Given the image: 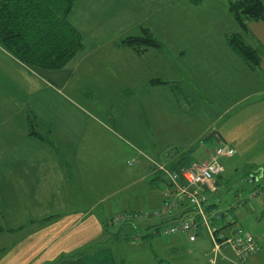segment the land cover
I'll use <instances>...</instances> for the list:
<instances>
[{
    "label": "crops",
    "instance_id": "0c3cea01",
    "mask_svg": "<svg viewBox=\"0 0 264 264\" xmlns=\"http://www.w3.org/2000/svg\"><path fill=\"white\" fill-rule=\"evenodd\" d=\"M231 1L223 0L218 7L204 0L198 4L169 0L161 9L155 4L135 10L115 8L116 14L107 16L105 26L90 17L85 30L71 23L82 34V48L59 69L61 89L71 84L73 95L114 121L110 129L131 139L142 138L148 123L161 140H199L209 135L220 144L237 141L235 147L229 142L235 155L259 163L264 178L260 166L264 163V52L261 64L254 67L229 44V37L241 32ZM140 12L144 19L138 17ZM159 12L163 13L160 19ZM247 25L252 39L264 49V21ZM146 29L161 43L159 48L124 44ZM18 63L24 68L20 72L27 74V66ZM174 91L182 94L179 101L172 96ZM5 105L9 117L0 119V264H212L213 246L205 232L195 242L181 236L166 240L153 232L172 221L154 219L135 222L131 240L136 249L119 260L117 251L130 248L105 230L106 198L97 192L100 187L76 180L65 154L55 149L64 118L56 115L46 122L34 110L38 124L43 125L41 132L50 131L42 140L31 132V116L22 115L18 130L14 127L18 120L12 115L25 112V105L20 109L10 102ZM211 153L206 151V159ZM176 159L169 155L173 168ZM124 227L121 232L130 236ZM262 236L260 251L248 264H264ZM123 240L129 242L126 237ZM205 241L208 246H189ZM226 254L234 257L229 250ZM215 264L233 263L218 259Z\"/></svg>",
    "mask_w": 264,
    "mask_h": 264
},
{
    "label": "rangeland",
    "instance_id": "374dc122",
    "mask_svg": "<svg viewBox=\"0 0 264 264\" xmlns=\"http://www.w3.org/2000/svg\"><path fill=\"white\" fill-rule=\"evenodd\" d=\"M204 1L210 6L215 3L220 5L223 2V0ZM154 4L161 9L169 5V0H75L69 21L85 30L89 17L93 22L105 26L107 16L116 14L115 8L135 10L154 7ZM141 14V12L138 13V17ZM162 15L163 13L159 12V19ZM147 20L152 21L150 18ZM18 62L8 57L0 46V93L5 95V98L0 100V119L4 120L9 117V114L4 111L7 109L5 104L9 105V102L18 109L21 108V104L25 105V112L21 110L12 115L13 119L18 120L14 123L17 130L20 126L19 120L24 119L22 115L35 119L34 110L46 122L57 117L64 118V123L59 129V140L56 139L54 145L55 149L65 154V161L71 167L76 180H86L91 186L94 184L100 187L96 189L97 192H101L106 198L104 202L107 214L104 222L105 230L110 234V238L114 239L119 236L127 248H130L128 251H117L119 260L129 257L132 254L130 251L136 249L133 246L135 244H132L131 236L138 223L131 226L130 224L124 225V229L130 230L131 235L128 236L125 230L124 233L121 232V225L113 224L112 218L111 221L109 219L113 217L115 210L146 211L160 205L161 191L157 183L151 182L154 176L149 160H159L166 163L172 170L178 171L193 162L208 161L217 150L220 141L209 135H204L199 140H161L156 137L161 134H153L152 126L148 123L144 126L142 138L131 139L119 135L110 129V126H115L114 121L109 120L103 111L95 109L92 103L88 104L78 94H72L71 84L63 86L62 91L60 85L62 75L59 76V69L27 66V74H22L20 71L24 68ZM32 73L42 82H39ZM46 83H51L52 86L61 90L54 91ZM172 96L177 101L182 98V94L176 91ZM177 112H182V110L177 109ZM46 126L50 128V125L46 124ZM68 126L70 128L66 129ZM34 128L43 135L48 136L49 134L48 129L41 132L43 125H35ZM108 129L115 136L110 134ZM54 135L58 134L54 133ZM225 142H230L234 147L237 145V141L232 143L227 140ZM206 151L212 152L209 159H206ZM19 154L20 152H17L15 155ZM169 155L177 158L174 168L168 161ZM221 163L224 171L216 176L217 189L209 195L217 204L218 210L226 214L219 221H215V224L220 225L223 221L236 222L245 232L252 234L258 240L261 239L262 242L264 218L260 216L264 208V178L259 173L261 168L258 166L259 163H249L239 155L222 158ZM252 166H255V169ZM260 166L264 170V163ZM80 169H82L81 173ZM255 177L257 180L254 179ZM98 210H103V207ZM124 237L128 238L129 242H125ZM200 245L208 246V243L205 241L204 244L196 243L189 246L200 247ZM212 255L211 251L209 257Z\"/></svg>",
    "mask_w": 264,
    "mask_h": 264
},
{
    "label": "trees",
    "instance_id": "16d2710c",
    "mask_svg": "<svg viewBox=\"0 0 264 264\" xmlns=\"http://www.w3.org/2000/svg\"><path fill=\"white\" fill-rule=\"evenodd\" d=\"M190 1L198 4L201 0ZM74 3L75 0H0V46L26 66L64 68L82 48V34L69 21ZM230 7L241 32L231 35L229 44L247 63L257 67L264 49L252 39L247 24L264 21V0H233ZM124 44L148 48L161 45L147 29L141 36L124 40ZM29 125L32 134L42 140L47 138L34 128L39 125L36 118L30 117ZM151 182L159 187L164 179L158 175Z\"/></svg>",
    "mask_w": 264,
    "mask_h": 264
},
{
    "label": "built area",
    "instance_id": "2783aa9c",
    "mask_svg": "<svg viewBox=\"0 0 264 264\" xmlns=\"http://www.w3.org/2000/svg\"><path fill=\"white\" fill-rule=\"evenodd\" d=\"M235 154L233 146L222 142L208 161L194 162L178 171L164 162L150 159L153 176L161 175L164 179L159 184L161 205L146 211L115 210L112 223L123 226L146 219L163 223L172 221L154 231L153 235H161L166 240L181 236L195 242L199 234L205 232L213 246L212 264L218 259L229 260L233 264H248L249 259L260 251L259 240L236 222L215 224L226 212H220L209 195L217 189L216 176L224 171L221 159L232 158ZM182 207H186L184 212ZM189 212L193 214L191 217L186 216ZM139 235H142L141 231ZM227 250L233 252L234 257L228 256Z\"/></svg>",
    "mask_w": 264,
    "mask_h": 264
},
{
    "label": "water",
    "instance_id": "95a60500",
    "mask_svg": "<svg viewBox=\"0 0 264 264\" xmlns=\"http://www.w3.org/2000/svg\"><path fill=\"white\" fill-rule=\"evenodd\" d=\"M254 179H255V180H257V178H256V177H255Z\"/></svg>",
    "mask_w": 264,
    "mask_h": 264
}]
</instances>
